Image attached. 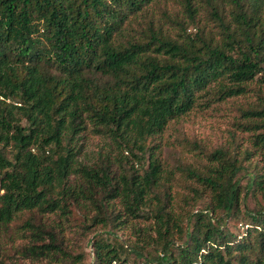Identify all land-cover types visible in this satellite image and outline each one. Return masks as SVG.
Returning <instances> with one entry per match:
<instances>
[{
    "label": "trees",
    "instance_id": "obj_1",
    "mask_svg": "<svg viewBox=\"0 0 264 264\" xmlns=\"http://www.w3.org/2000/svg\"><path fill=\"white\" fill-rule=\"evenodd\" d=\"M216 105L230 143L161 162L148 141ZM86 132L113 162L76 160ZM71 200L113 225L91 264H264V0H0V237ZM19 229L22 257L61 264L47 223Z\"/></svg>",
    "mask_w": 264,
    "mask_h": 264
},
{
    "label": "rangeland",
    "instance_id": "obj_2",
    "mask_svg": "<svg viewBox=\"0 0 264 264\" xmlns=\"http://www.w3.org/2000/svg\"><path fill=\"white\" fill-rule=\"evenodd\" d=\"M157 18L162 19V5H159L156 9L155 19L158 20ZM230 108V105H216L207 111L199 110L193 113L182 125H178L176 129H170L163 139L161 135L153 142L149 140L148 143L149 145L157 144V152L160 153L161 162L163 161L165 164L168 163L171 166L184 163L186 152L178 147L179 142L198 140L211 146L210 149L226 146L231 141L228 131H231L233 128L231 124L234 121L233 116L235 115ZM10 151V148L4 150L7 157L11 154ZM76 151L79 152L76 160L87 167H94L100 163V160H106V158L110 162L114 161V153L112 147L109 146V141L102 136H95L90 132L80 135L76 143ZM117 166L116 164L112 165L111 170L113 173L117 174L119 171L130 167L129 164ZM142 167H147V161L144 160ZM114 204V206H119L117 201ZM84 207L88 206H85L83 203L80 206L75 205L73 204V200H71V205L69 206L70 213L66 217H60L57 214L44 216L38 213L24 214L21 220L13 222L8 232L2 234L0 237L2 245L0 261L4 264H51L48 260L35 261L25 259L20 254L19 247L28 244L29 239H21L18 232L20 231L19 227L23 221L32 217L36 223L45 222L50 228L54 229L57 244H60L65 253L64 256H60L61 264H91L94 258L89 241L94 236L99 235H102L103 239L110 241V237L102 233L109 231V228L113 227V225H108L104 228L98 223H93L90 219L95 214L93 208L87 211ZM86 215L88 217H85ZM133 224L134 227L140 225L136 222H133ZM232 230L234 232L241 231L239 227H232ZM116 234L120 241H126L128 238L131 241L135 240L131 222L126 224L123 229L117 231ZM79 256L80 258L77 259ZM123 257L125 255H122ZM132 262L133 259L129 257L128 264H132Z\"/></svg>",
    "mask_w": 264,
    "mask_h": 264
}]
</instances>
